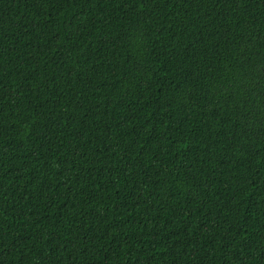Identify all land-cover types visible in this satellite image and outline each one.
Instances as JSON below:
<instances>
[{
  "label": "trees",
  "instance_id": "1",
  "mask_svg": "<svg viewBox=\"0 0 264 264\" xmlns=\"http://www.w3.org/2000/svg\"><path fill=\"white\" fill-rule=\"evenodd\" d=\"M0 264H264V0H0Z\"/></svg>",
  "mask_w": 264,
  "mask_h": 264
}]
</instances>
